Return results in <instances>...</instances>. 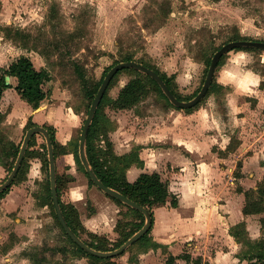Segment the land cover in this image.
<instances>
[{
    "label": "rangeland",
    "instance_id": "obj_1",
    "mask_svg": "<svg viewBox=\"0 0 264 264\" xmlns=\"http://www.w3.org/2000/svg\"><path fill=\"white\" fill-rule=\"evenodd\" d=\"M29 2L31 4L29 8L12 12L11 16L9 14L11 18L19 15L16 20L26 22V27L18 30L13 23L14 27L12 25L8 31H13L17 42L38 53L34 55L38 59L32 58L35 66L41 68L40 64H44L52 74L53 85L62 88L54 100L53 116L56 117L58 124L69 123L73 113L80 115L74 137L66 145L67 150L79 148L80 133L90 102L85 95V87L95 86L105 70L120 60L125 53L132 52L138 61L154 66L172 77L175 91L187 100L201 87L207 72V60L218 46L237 34L241 37L264 40V0H29ZM8 31L2 32L8 35L10 33ZM232 50L226 53L217 67L218 71L225 66L230 55L238 51L234 50L231 53ZM244 52L251 60L248 68L264 72L262 63L264 50ZM79 71L83 73V79ZM135 76L144 78L149 90L144 100L139 103L141 113H151L152 116L160 114L161 111L167 113L169 108H173L177 110L172 114L173 117L178 116L179 112H193L209 106L220 116L223 131L231 133L236 138L238 129L230 122L231 114L228 109L229 88L216 84L195 107H178L167 101L153 81L130 69L119 72L107 91L103 105L106 117L102 121L107 124L103 126V129L108 131L107 138H110V132L117 126L115 111L109 108L107 103L118 94L121 84H126ZM45 88L51 90L49 86ZM41 105L42 103L39 107ZM126 114L131 115L132 111ZM130 117L132 118V115L127 116ZM136 120L133 130L145 128L147 132L146 126ZM45 125L53 132H57L54 125ZM145 135V142L148 138L151 142L148 132ZM37 136L38 134H35V139ZM39 136L45 149L46 139L43 135ZM4 137L6 138V134L0 129V159L9 166L11 159L4 152L9 151L10 147L6 145ZM104 139V136H101L94 142L105 147ZM235 140H231L230 147H234ZM64 149L60 145L57 153H64L66 151ZM134 150L135 146L132 151ZM41 152L43 157L41 160L44 162L41 178L38 179L39 182L26 186L28 193L34 196V206L40 209L39 220L26 230H20L16 220L20 215L14 212L6 219L3 216L4 211L0 208V264H92L87 255L77 250L55 216V209L47 190L49 166L44 161L45 150ZM234 159L235 164L240 165L239 156H234ZM26 164L27 160L16 182L8 191L14 184H19L27 178ZM5 168L7 176L8 167ZM238 171L235 172L237 176ZM79 173L78 185H81L82 181L87 184L85 206L79 211L74 203L67 200L66 191L70 183H75L77 179L64 172L58 174L61 181L60 198L69 210L73 206L78 209L79 217L82 216L84 223L79 226L82 239L98 240V236H102L111 242L110 247H114L124 237L123 231L127 232L136 227L138 213L118 203L121 207L119 217L116 208L109 206V203L114 201L106 192L96 184L90 183L88 176L80 167ZM250 195V199H260V195H263L260 206L264 207V192L259 194V191H253ZM3 196L0 197V201ZM261 224L262 235L255 240L247 235L245 226L237 230L244 241L242 253L244 250L247 258L257 252H264V221L261 220ZM91 229H97L96 234L99 235H93ZM139 247L137 244L130 245L124 254L116 255L114 260L117 264H133L134 261L130 262L129 259L138 258ZM258 261L264 262V258Z\"/></svg>",
    "mask_w": 264,
    "mask_h": 264
},
{
    "label": "crops",
    "instance_id": "obj_2",
    "mask_svg": "<svg viewBox=\"0 0 264 264\" xmlns=\"http://www.w3.org/2000/svg\"><path fill=\"white\" fill-rule=\"evenodd\" d=\"M30 6L29 0H0V24L14 23L17 27L25 28L26 22L16 20L19 15H12L11 18L9 14L11 16L12 12L24 11ZM234 50L238 51L233 53ZM244 51L246 50L233 49L230 56ZM22 54L31 59L38 55L35 50L20 45L1 31L0 68L7 67ZM262 63L264 64V59ZM40 67L45 66L40 64ZM250 70L261 78L259 87L254 90L255 94L237 96L231 88L227 94L230 122L238 129L236 138L223 131L220 116L209 106L193 112H179L178 116L172 117L177 111L173 108H169L167 113L161 111L160 114L151 116V113H141L139 104L128 109H117L107 103L115 111L117 124L116 129L110 132L114 153L127 155L135 146L140 159L127 167V179L134 181L142 172L157 171L168 182L169 190L177 200V204L173 205L171 197H168L164 204L154 207L148 236L132 243L140 246L138 258L133 259V264H164L169 255L176 256L175 264L248 262L244 250L242 253L244 241L239 233H233L232 228L244 222L251 239L255 240L262 235L261 218L264 217V212H244L246 191L257 189L264 183V72ZM219 74L220 70L216 68V82ZM6 79L12 86L4 90L0 100V112L4 114L0 129L6 134L4 141L21 143L26 124L31 118L37 125L51 124L57 127V141L64 146L68 145L74 137L80 115L73 113L69 123L58 124L53 116L54 100L62 88L53 85L52 79L46 82L44 87H50V95L41 102L40 107L34 108L15 89L17 78L8 75ZM49 83L51 84L48 85ZM124 85L121 84L120 88ZM230 101L233 102L232 107L229 105ZM129 111H132V118H127L131 116L126 114ZM136 119L146 126L151 142L148 141L149 138L145 142V128L133 130ZM36 134V143L30 149L42 150V138L39 135L43 134ZM234 139L235 145L230 147L231 140ZM237 155L240 165L234 162V156ZM26 160L27 178L14 184L0 201V208L6 219L14 212L20 215L16 217L20 230L35 225L40 212L39 207L34 206V196L28 193L26 186L39 182L43 173L42 160L38 155L28 156ZM55 166L57 175L64 172L77 179L75 183H70L66 197L80 211L86 203L87 184L82 181L78 185L79 166L73 151L69 149L64 153L56 152ZM236 170H239V176L235 174ZM5 176L6 168L0 163V180ZM112 200L114 202H110L109 206L115 207L119 214L121 207ZM80 219L83 224L81 215ZM136 221H141L139 215ZM84 226L88 227L86 224ZM96 230L90 231L98 233Z\"/></svg>",
    "mask_w": 264,
    "mask_h": 264
},
{
    "label": "trees",
    "instance_id": "obj_3",
    "mask_svg": "<svg viewBox=\"0 0 264 264\" xmlns=\"http://www.w3.org/2000/svg\"><path fill=\"white\" fill-rule=\"evenodd\" d=\"M11 27H12V25H1L0 24V32L4 31V30L8 31L11 29ZM15 29H18V30L22 29L23 30L24 28L16 27ZM8 32H10V31H8ZM11 34L13 36H10ZM5 35L7 37L13 38L15 40L14 36H16V35H14L13 31L8 33V35L7 34H5ZM239 39H252V38L241 37L237 34L235 37H233L232 39H229L228 41L239 40ZM258 40H263V39H258ZM228 41H226V42H228ZM18 43H20V42H18ZM20 45H23V44L20 43ZM222 45L218 46L216 48V50H218ZM23 46L27 47V46H25V44ZM28 49H32V48H28ZM234 49L259 50L261 48L238 47V48H234ZM216 50L213 52V54L216 52ZM262 50H264V49H262ZM213 54H212V56H213ZM225 55H226V53L224 55H222V57L220 58V60L217 64V67L220 64V62L222 61V59L225 57ZM212 56L207 60L208 67L210 65ZM129 60L137 61V62L144 64V65L152 68L153 70H155L163 78V80L165 81L167 86L171 89V91L179 99L185 100L180 96V94H178L175 91V88L172 85V79H171L172 77L167 76L166 73L160 72L154 66H151V65L144 63L142 61H138L137 59H135L134 54L132 52H127L122 56V58L120 60H117L115 63H113L111 66H109L105 70L101 79L99 80V82L95 86H91V87L86 86L85 87V95L89 98V101H90L89 107H90V105H91V103H92V101H93V99H94V97H95V95L99 89L100 84L102 83L104 76L108 72V70L118 62L129 61ZM208 67H207V71H208ZM125 69L137 71L138 73H141L145 77L149 78L151 81H153V83H155V85L160 90V92L163 94V96L167 99V101H169V103H172L167 98V96L164 94V92L160 88L157 81L154 78H152L150 75L145 74V73H143V72H141L135 68H131V67L124 68L122 70H125ZM122 70H119L118 72H116V74L111 79V81L108 84V86L104 92V95H103V97L99 103V106L96 110V113H95L94 118L92 120L91 126H90L89 131H88L87 139H86V154H87V157H88V160L90 162L92 169L94 170V172L97 174L98 178L104 184H106L110 187H113V188L117 189L118 191L122 192L124 195L128 196L133 201H135L138 204L146 207L151 212V214H153L154 207L164 204L167 201L168 197H171V203L173 205L177 204L176 197L174 195H172V193L169 190L168 182L166 180H163L160 173L157 171L142 172L134 181H129L126 177V169L132 163L140 161L138 154H137V150H134L127 155H116L114 153L113 142L110 140V138H107V132L108 131L106 129H103L104 125L107 126L106 123L102 122L103 120H105V117H106L105 112L103 111V105H104L106 98H107L106 97L107 91H108L109 87H111V84H112L113 80L115 79V77ZM79 74L83 79L84 78L83 73L81 71H79ZM206 74H207V72H206ZM8 75L9 76H15L17 78V84L15 86V89L18 91L20 96L24 100H26L29 104H31L34 108H37L40 105V103L50 95V91L44 87V84L52 79L51 72L45 67L37 68L35 66L34 62L32 61V59L27 55L22 54L17 59L12 61L7 67L0 68V100L2 98L4 90L6 88L12 86L10 83L7 82L6 77ZM205 77H206V75H205ZM216 84H218V83L216 82L215 78L213 77V80L209 86V89L205 94L206 96L210 93V91L212 90V88ZM200 88H199V90H200ZM199 90H197V92L195 94H193L192 97H194L198 93ZM148 91H149L148 86L145 83L144 78H142L141 76H135V77L131 78L123 87L120 88L119 93H118L116 98H110L109 99L108 104L112 108H117V109H119V108L120 109L132 108L144 100L145 96L148 94ZM191 98H189V99H191ZM189 99H187V100H189ZM198 103H196L195 105H198ZM195 105H193L192 107H195ZM88 110H89V108H88ZM3 117H4V114L2 112H0V121L3 119ZM36 125L37 124L35 122H33L30 118L26 124L25 131H27V129H29L30 127L36 126ZM43 126H45L47 128V130L50 134V137H51V140L53 143L54 154H55L58 151L59 146L62 144H60L57 141L56 136H55V132H53V130L48 125H43ZM101 136H104V138H105L104 139L105 140L104 142L106 144L105 147L103 145H99V144H96L94 142L96 138H99ZM5 142H6V145H8L10 147V150L5 151L4 154L7 155V157L9 156L8 158L11 159V162L9 163V166H7L4 163L5 161L0 159V163L3 164L4 166L8 167V171H9L8 174H9L14 167V164H15V161L17 159V156H18L22 142L19 144H15L13 141H9V140H7ZM35 143H36L35 134H33L15 177L13 178L10 185L6 189L0 191V197L3 196V194L8 191L9 187L13 183L16 182L18 176L22 172L23 167L25 165L26 157L32 156V155H38L39 157H41L42 156L41 151L45 150L44 161H45L46 165L49 166L47 143H45V147H46L45 149H43V147H42V150H40L39 148L30 149V147L32 145H34ZM62 146H63V148H65L64 151L67 150L66 146H64V145H62ZM78 150H79V148H78ZM78 150L77 149L72 150L73 153L75 154L77 164L80 168L83 169L84 173L88 176L89 182L92 184H95L93 182V180L90 178V175L88 174V172L85 170L84 166L82 165L81 160L79 158V151ZM41 158L43 159V157H41ZM120 163H122V165H120ZM42 164L44 166L43 160H42ZM27 165L28 164H26L25 171L27 170ZM237 174L239 176L240 172L238 171ZM7 176H6V178H7ZM60 182H61L60 177L57 175L58 198H59V202H60V206L62 208L63 214H64L69 226L71 227V229L78 236H81L79 226H81L83 224H82L80 217L78 215L79 214L78 209L72 206V208L69 210L67 208V206H65V204H63V202L60 198V188H61ZM47 184H48L47 190L49 193V197L51 198L52 206L55 209V206H54L53 200H52V196H51L50 178L48 179ZM263 187L264 186L262 184L257 189H250V190L246 191V205L244 207V212L252 213V212L264 211V207L260 206V203L262 202L263 195H260L261 196L260 199H250V197H251L250 194L253 191H257V192L259 191V194L261 192L263 193L264 192ZM107 195L109 197H111L112 199H114L117 203L123 204V205L127 206L128 209H131V210L135 211L136 213H138V215L141 217V221L136 224V227L134 229L127 231V232L123 231L122 233H123L124 237L117 244H115L114 247H110L111 242L108 240V238H105L102 236H98V240L83 239L89 246H91L97 250H103V251L113 250V249H115V247L121 246L137 230H139L145 222V215L143 214V212H141L140 210L122 202L118 198H115L109 194H107ZM55 216L57 217L59 224L63 228V226H62V224H61V222L57 216L56 210H55ZM261 220L263 222L264 218L262 217ZM241 226L244 227L245 223L241 222V223L237 224L234 228H232L233 233L238 234L239 232L237 230H240L239 228H241ZM116 227H117V225H116ZM63 230H64V228H63ZM149 231L150 230H148L144 235H142L135 242L143 240L144 238H146L148 236ZM65 233H66V231H65ZM93 235H99V234H96L95 232H93ZM67 236L76 245V248L78 251L82 252L84 255H87L91 259L92 264H117V262L114 260V257L116 255L112 256V257H102V256L94 255L92 253L85 251L68 234H67ZM129 247H128V249H129ZM128 249H125L124 252L122 251L120 253V255L124 254ZM263 258H264V252L260 251V252H257L255 254L249 256L248 260L249 261L253 260V259H257V260L260 259L261 260ZM175 259H176V256L169 255L164 264H175ZM129 261L131 262L134 260L131 259V257H130ZM262 263L264 264V262H262Z\"/></svg>",
    "mask_w": 264,
    "mask_h": 264
},
{
    "label": "water",
    "instance_id": "obj_4",
    "mask_svg": "<svg viewBox=\"0 0 264 264\" xmlns=\"http://www.w3.org/2000/svg\"><path fill=\"white\" fill-rule=\"evenodd\" d=\"M238 47H255V48H261L264 49V40H258V39H239V40H231L226 43H224L216 52L213 54L211 58L210 65L208 67V71L205 77V80L198 91V93L192 97L189 100H181L179 99L167 86L163 78L152 68L141 64L134 60L129 61H121L113 65L106 75L104 76L102 83L99 86V89L89 107L87 116L84 120V123L82 125L81 133H80V139H79V158L81 160L82 165L84 166L85 170L90 175V178L93 180V182L96 184L97 187L102 189L107 194L120 199L122 202L140 210L145 215V222L143 226L137 230L127 241H125L121 246L108 251L103 250H97L91 246H89L80 236H78L69 226L62 208L60 206L59 198H58V189H57V173H56V166H55V154H54V148L53 143L50 137V134L47 130V128L43 125H36L32 126L25 132V135L23 137L21 147L17 156V159L15 161L14 167L12 171L8 174L7 178L0 183V191L6 189L13 178L15 177L20 164L22 162V159L24 157V154L26 152V149L29 145L30 139L33 136V134L36 133H42L46 139L47 143V149H48V160H49V178H50V187H51V196L53 200V204L55 206V210L57 213V216L66 231V233L79 245L81 246L85 251L92 253L97 256L102 257H112L115 255L120 254L122 251H124L130 244L138 240L142 235H144L151 227L152 224V214L151 212L144 206L138 204L137 202L130 199L128 196L124 195L122 192L118 191L117 189L110 187L106 184H104L97 176V174L92 169L90 162L88 160L87 154H86V139L88 135L89 128L91 126L92 120L94 118V115L96 113V110L99 106V103L104 95V92L110 83L113 76L118 72L119 70H122L124 68H135L145 74L150 75L152 78H154L157 83L159 84L160 88L164 92V94L167 96V98L176 106L178 107H192L196 103H198L206 94V92L209 89V86L213 80L215 70L217 67V64L225 53L229 52L230 50Z\"/></svg>",
    "mask_w": 264,
    "mask_h": 264
},
{
    "label": "clouds",
    "instance_id": "obj_5",
    "mask_svg": "<svg viewBox=\"0 0 264 264\" xmlns=\"http://www.w3.org/2000/svg\"><path fill=\"white\" fill-rule=\"evenodd\" d=\"M251 63L247 53L240 52L229 57L225 66L220 70L217 82L227 88H231L237 96H251L255 94V89L259 87L261 78L248 68ZM230 107L233 102H229ZM235 111L236 109L233 108Z\"/></svg>",
    "mask_w": 264,
    "mask_h": 264
},
{
    "label": "built area",
    "instance_id": "obj_6",
    "mask_svg": "<svg viewBox=\"0 0 264 264\" xmlns=\"http://www.w3.org/2000/svg\"><path fill=\"white\" fill-rule=\"evenodd\" d=\"M246 264H263L261 261H258L257 259L248 260Z\"/></svg>",
    "mask_w": 264,
    "mask_h": 264
}]
</instances>
